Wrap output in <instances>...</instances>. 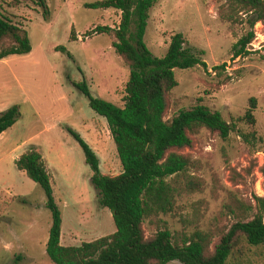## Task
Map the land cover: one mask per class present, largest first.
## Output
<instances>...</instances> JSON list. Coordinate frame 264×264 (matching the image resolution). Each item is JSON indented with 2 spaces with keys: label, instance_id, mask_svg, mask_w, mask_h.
<instances>
[{
  "label": "rangeland",
  "instance_id": "1",
  "mask_svg": "<svg viewBox=\"0 0 264 264\" xmlns=\"http://www.w3.org/2000/svg\"><path fill=\"white\" fill-rule=\"evenodd\" d=\"M93 1L45 0L44 14L33 0H0V15L24 28L31 45L26 54L0 59V112L14 104L19 107L16 121L0 134V264H11L16 255L19 264H54L45 253L51 223L45 194L15 166L31 147L40 153L50 176L62 245H80L115 230L109 210L98 203L84 154L67 131L76 132L91 147L101 173L121 171L105 118L73 85L84 81L93 96L123 105L129 68L115 52L113 31L93 32L95 26L115 28L120 11L84 7ZM221 2L153 0L143 37L151 53L162 56L170 37L180 33L206 63V68L175 70L177 85L168 93L166 118L201 103L231 121L255 98L254 126L238 122L241 131H255V145L235 132L226 139L206 129L193 134L192 146L182 152L193 160L189 171L203 180V188L176 197L174 212L159 215L165 222L161 226L174 237L196 230L213 232L212 243L232 220L223 210L230 196L245 202L253 201V194L264 196V20L253 27L248 54L232 58L231 45L249 26L244 19L221 21ZM222 63L223 69H212ZM143 226L147 236L152 233L154 224L145 220ZM224 264H264V244L241 240Z\"/></svg>",
  "mask_w": 264,
  "mask_h": 264
},
{
  "label": "trees",
  "instance_id": "2",
  "mask_svg": "<svg viewBox=\"0 0 264 264\" xmlns=\"http://www.w3.org/2000/svg\"><path fill=\"white\" fill-rule=\"evenodd\" d=\"M47 14L45 0H33ZM153 0H96L84 3L91 9L114 8L120 11L115 28L95 26L93 32L113 31V47L129 68L124 86L123 105L117 106L91 94L84 81L73 85L87 98L88 106L106 120L121 165L116 175H106L99 169L98 158L79 134L67 129L80 146L84 161L91 171L90 182L97 191L98 203L109 210L115 230L80 245L60 243L61 216L55 203L50 176L38 150L29 148L16 160L15 166L37 183L46 197L51 223L45 253L54 264H224L233 248L244 240L249 245L264 244V196L253 194L245 202L232 195L223 204L225 214L232 219L228 228L218 234L194 231L176 238L159 218L174 212L176 197L202 190L203 180L190 173L193 160L182 150L192 146V135L206 129L226 139L235 132L248 145L254 146L255 131L243 132L238 122L254 126L255 98L243 115L227 121L217 110L197 103L180 109L166 118L168 93L177 85L175 70L201 66L205 61L199 52L185 45L183 36L170 37L166 52L154 56L144 42L148 11ZM217 15L223 22L243 19L249 30L231 45V57L248 54V44L254 38L253 27L264 20V0H222ZM73 30L71 29V36ZM56 49L70 53L63 46ZM31 45L24 28L0 15V59L30 52ZM264 57V56H263ZM225 63L212 69H223ZM18 105L0 112V134L18 118ZM264 179V163L260 168ZM154 224L148 236L143 223ZM16 255L11 264H19Z\"/></svg>",
  "mask_w": 264,
  "mask_h": 264
}]
</instances>
